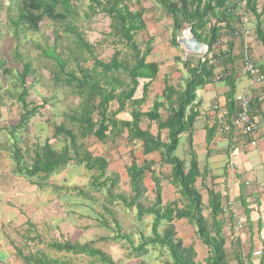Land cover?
<instances>
[{
  "label": "trees",
  "instance_id": "1",
  "mask_svg": "<svg viewBox=\"0 0 264 264\" xmlns=\"http://www.w3.org/2000/svg\"><path fill=\"white\" fill-rule=\"evenodd\" d=\"M12 1L8 8H2L6 11L4 20L9 25L8 31L14 33L17 41L14 58L18 62L15 71L7 61L3 67L4 74L14 79L16 90L20 89L16 97L22 111L16 123L0 125V135L11 141L13 172L41 189L64 191L65 188L62 196L74 198L72 201L61 199L69 203V214L95 219L102 230L94 238L53 240L47 246L57 253L84 256L88 259L86 264H123L125 259L120 260L112 252L98 247V242L119 243L128 259H140L160 251L164 264H230L224 232L227 215L232 218L224 210L230 201L215 185L208 186L210 174L201 168L193 146V133L200 115L199 102L196 103L198 90L211 82L226 83L229 90L225 106L229 117L236 113L238 79L232 69L238 55L234 54L233 46L238 38L244 40L245 37L239 16L240 0H153L172 19L171 46L180 47L176 29L191 26L197 39L209 46L206 56L213 53L215 63L202 62L192 54H187L185 59V55H176L174 59L177 64L183 63L186 75L177 84L166 76L164 89L156 93L150 106L147 104L161 63L154 51L155 35L148 30L146 7L132 8L133 0ZM247 9L249 21L255 24L248 30H254L262 43L263 57L257 64L264 75V3L260 6L259 0H247ZM81 10L86 19L83 23L79 20ZM98 15L110 19V31L104 35L103 42L94 43L88 40L84 26L92 25ZM51 23L54 24L53 43L32 42V46L41 51L38 56L28 52L22 55L20 34L41 31ZM223 23L233 32L239 30V35L216 45L223 34ZM140 33H145L143 40L138 38ZM105 44L114 50L109 60L99 58L96 53L97 45ZM45 68L50 70L52 87L71 89L77 98L75 108L62 112L60 123L51 112H42L46 111L50 97L42 103L27 99L31 88L29 78L37 80ZM220 70L224 76L214 79ZM141 80L144 81L142 92L137 96ZM123 112H129L131 118H120ZM41 114H46L47 121L53 123V134L44 142L30 146L18 131H27L33 119ZM144 119L150 122L146 127ZM213 121L212 126H206L209 142L220 130L218 113ZM152 124L156 125V133L151 130ZM183 135L188 137V158L175 153ZM123 136L132 147L128 151L131 161L125 164L129 191L121 189V174L110 170L108 158L96 154L88 144L91 137L102 143H116ZM137 144L145 157L142 162L137 158ZM155 153L160 157V165L170 168L169 173L157 170L156 160L147 158ZM71 164L84 167L90 173V181L82 187L53 185L52 178ZM147 174H151L154 182L153 195L145 183ZM163 180L175 188L174 199L165 200ZM203 188L207 191L206 200ZM116 206L126 215H133L130 230L117 218ZM182 220L194 227L197 239L207 246L209 255L203 262L197 260L195 242L186 244L180 237L177 222ZM138 236L139 242L135 244ZM240 243L235 260L237 264H247ZM18 255L26 264H75L43 250L28 255L18 251ZM137 264L146 262L138 260Z\"/></svg>",
  "mask_w": 264,
  "mask_h": 264
},
{
  "label": "rangeland",
  "instance_id": "2",
  "mask_svg": "<svg viewBox=\"0 0 264 264\" xmlns=\"http://www.w3.org/2000/svg\"><path fill=\"white\" fill-rule=\"evenodd\" d=\"M8 0H0V92L2 93V101L3 106L0 107V125H10L17 122L19 119L20 113L22 109L20 108V104L17 101V94L20 89L16 90V87L14 86V79L10 78V74H4V61L8 62V66L15 71L17 60L14 58L15 51L14 46L17 44L16 39L14 38V33L12 31H8L9 25L4 20L5 17V8L2 7H9V4H12ZM261 6L264 3V0L260 1ZM78 6V4H76ZM146 7L147 13H146V20L148 22V30L149 32L155 35V43L158 46L156 48V52H158V59L159 62L161 61V58L163 57V60L161 63V67L164 69L166 64L170 63L171 61H174V58L176 55H185V49L181 47L176 46H169V42L171 40L172 31H173V23L172 19L167 16L165 11L159 9L158 5L153 0H133L132 8H140V7ZM86 6H84L85 10ZM84 10L80 11V23L86 22V19L83 18L84 16ZM12 14H15L13 12ZM248 17V16H247ZM3 20V21H1ZM256 21V20H255ZM54 24L51 23L47 26H45L41 31L35 32V31H25L20 34L21 38V44H20V52L22 55H25L27 52L31 53L33 56H38V54L41 52L40 50L34 48L32 46V42L36 44H44L47 42V40L50 43H53L54 35H53V26ZM110 19L107 17H104L103 15H98L95 17V20L92 22V25L88 26L85 25L84 28L86 30L87 38L90 42L94 43H101L103 42L104 35L110 31ZM251 34L249 37H252L253 42H257L258 39L256 37L255 31L250 30ZM140 40H143L145 38V33H140L138 36ZM106 45V44H105ZM260 45L261 42H260ZM169 47V48H167ZM167 48V49H166ZM166 49V50H165ZM184 53H183V51ZM96 53L99 55V58L104 60H109L110 57L113 55L114 50L112 46H99L97 45ZM187 55V53H186ZM184 56V59L186 57ZM196 58H198V55L192 54ZM183 66V63H181ZM42 65H44L42 63ZM181 66V67H182ZM45 71L38 76L37 80H34L33 78H29V86L30 88V94L28 95L27 99L30 102L33 103H42L45 98H49L50 100L47 105V109L45 111L42 110V112H51L54 115V119L60 123L63 120L62 112L69 110L70 108H75L77 103L76 96L73 95V92L71 89L68 88H60V87H52L51 79H50V70L44 69ZM183 70V69H182ZM185 71V69H184ZM160 76H164V72L162 71ZM169 79L173 80L172 75H168ZM183 76V74H182ZM181 76V78H182ZM178 81V78L177 80ZM180 81V80H179ZM142 80L141 85L137 91V96L141 94L142 92ZM44 84V86H43ZM165 82L163 78L156 79V84L153 86L154 92H159L164 86ZM33 87V88H32ZM153 92V91H152ZM151 92V93H152ZM153 93V94H155ZM6 103V105H4ZM116 106V105H115ZM114 106V107H115ZM147 108V107H145ZM120 118H130L129 112H123L119 115ZM47 116H43L41 114L37 115L32 123L30 124V127L27 131L20 130L18 131V134L20 133L23 138H26L29 145L32 146L36 142H44L46 138L51 136L53 134V123L47 121ZM149 122L148 119H144L143 126L146 127L147 123ZM150 123V122H149ZM151 130L156 133L157 129L155 125L151 126ZM182 143L179 144L178 149L175 151L176 155L179 157H184V149H185V142L186 137H182ZM10 143L11 141H7L3 134L0 135V191L3 193L1 199L2 204H6V206L16 207L18 203L20 202L19 199H17L21 195V190L23 186L30 189L33 187V184H30L28 181H26L25 178L15 175L12 169V158L10 156ZM89 147L96 153V154H102L106 156L110 162V170H115L121 174V189L122 190H128V176L125 170V164L130 163L131 159L128 156V151L132 148L131 146H128L126 144L125 137H120L117 139L116 143H113L112 141H109L107 143H102L97 140L96 137H91L88 141ZM24 148L25 145H24ZM136 153L137 158L140 162L144 160V156L142 151L140 150V145L137 144L136 147ZM147 158L151 159L154 158L156 162L160 161V157L158 154H153L148 156ZM157 170L164 173H169V167L166 165H160V163L156 166ZM90 181V173L81 166L76 165H68L65 167V169H62L59 173H57L51 180V183L53 185H57L60 187H73L78 186L82 187L85 184H87ZM146 186L149 189V193L153 195V189H154V182L152 180L151 174H147L145 178ZM163 186H164V197L165 200L174 199L177 194L175 192V188L167 181L163 180ZM213 186V185H212ZM46 190H48V193H44V196L46 198L50 199H56L61 202L60 207L57 208L54 204V207L51 205L46 210L39 209V212L42 211L45 215L49 217V219L43 220L40 224L37 225H28L27 229L25 226L21 228L22 232H25L28 230V236L31 237L30 240L23 239L22 244V250L28 255L32 253H36L38 250H43L46 253L50 254L51 256L57 257L59 256L62 259H69L75 264H86L88 259L86 257L82 256H74L70 254H64V253H57L54 250L50 249L47 244L48 242H51L53 240L63 241L66 239H70L72 241L75 240H85L87 238H94L96 234L100 231L97 227V221L95 219H88V218H80L77 215L69 214V203H65L61 201V199H67L68 201L74 200L73 196L70 197L68 195H63L64 191L59 190H52V188L45 187ZM45 190V189H44ZM12 191L15 194H8ZM59 191V192H58ZM39 193H42L41 190L38 191ZM54 192V193H53ZM60 193L61 195L57 196L56 194ZM8 194V195H7ZM97 197L101 198L99 193H95ZM203 194L205 197V200L207 199V191L203 188ZM42 195V197H44ZM59 198V199H58ZM61 198V199H60ZM28 202L25 203V206L28 207ZM42 208V207H40ZM28 211H30L27 208ZM100 210V209H99ZM115 210L117 211V218L122 223L123 227L127 230H130L133 226V215L129 216L126 215L125 211H123L120 207L116 206ZM52 211V212H51ZM31 212V211H30ZM134 212V211H133ZM64 219L66 220L64 223H59L57 220L59 217L54 218L56 216H59V214H64ZM34 214V213H32ZM36 218L39 217L38 214H35ZM2 220V217H0V221ZM148 222H151V218H148ZM3 226L5 224L10 225V229L16 227V225L13 223V221L9 222L7 218H3L2 221ZM60 225H59V224ZM55 225V226H53ZM56 225L58 227H56ZM177 229L179 232L180 237H182L186 244H189L191 242H195L196 248L198 251V261L203 262L204 259L209 255V250L207 246L199 239H197L195 235V229L194 227L187 221L182 220L177 222ZM30 230V231H29ZM147 233H149L147 231ZM15 235V233H13ZM3 239V238H1ZM4 240V239H3ZM5 242V240H4ZM139 242V236L135 237V244H138ZM27 243V244H26ZM98 247L100 246L103 248L106 252H112L116 255V258L125 259L123 264H137L138 260L141 262H146V264H164V258L160 255V251L151 252L148 255H145L141 257L140 259H128L124 252L119 248V243L114 242H98L96 244ZM5 248L6 244L4 245ZM30 252V253H29ZM12 264L15 261L14 257H11ZM13 261V262H12ZM15 263V262H14ZM26 264V263H25Z\"/></svg>",
  "mask_w": 264,
  "mask_h": 264
},
{
  "label": "crops",
  "instance_id": "3",
  "mask_svg": "<svg viewBox=\"0 0 264 264\" xmlns=\"http://www.w3.org/2000/svg\"><path fill=\"white\" fill-rule=\"evenodd\" d=\"M260 1L261 0H259V2ZM248 18L250 19L251 17L248 15ZM249 19L247 28H254L255 24H253L251 20L249 21ZM249 35H245L244 40L238 38L234 43V54L238 55V57L232 71L234 77L238 79L237 94L243 90H250L255 95L252 112L255 120L260 125V131L255 135L244 137L240 134L226 135L219 130L214 135L211 142L207 141L208 131L206 126H212L217 113L219 118L221 114L220 111H214L211 105L218 103L220 110H228L225 106L227 104L226 92L229 90L226 83L211 82L204 88L198 90L196 103L199 102L198 110L200 111V115L198 116V121L193 133V146L198 154L201 168H205L206 172L210 174L208 186L215 185V188L219 189L224 196H227V200L234 205L236 212V218H229L227 215V222L224 229L226 249L229 254L230 264H237L235 254L239 251L240 242L243 251L250 254L247 264H264V100H259L257 98V96L259 97V93L264 91V85L251 86L249 75L245 72L243 64V50L245 46L249 47L250 51L259 62L263 57V47L260 45L259 40L253 42L252 37H249ZM169 46L171 47L170 42ZM156 48H158V46L155 44L154 51L158 53L156 52ZM162 60L163 57L160 62H162ZM181 66V62L177 64L176 61H171L166 64L165 68L168 69L163 70L161 67L157 79H165L166 76L172 75V82L174 84L179 83L186 75L183 66ZM162 71L164 72V76H160ZM177 78L178 81H176ZM155 84L156 80L153 86H155ZM153 86V92L150 94L148 106L152 104V100L155 98L156 93H160L161 90L164 89V86H162L161 90L155 93ZM138 96H141V94ZM149 124L148 122L147 125ZM152 125L154 126V124ZM183 136L186 137L183 158H188V137L187 135ZM180 143H182V140ZM157 163H160V161ZM20 190L21 195L17 198L20 202L16 207L6 206L7 203L2 204V195H0V217H2L0 221V264H10L12 260L11 257L15 258V263L12 261V264H25L22 258L19 257L18 251H23V239L25 242L31 239V237L28 236V230L26 231L27 227H29L28 225L33 224L37 227L43 220L49 219L42 211L39 212V209L46 210L51 207V205L54 207V204H57L56 207L59 208L61 204L59 200L46 198L44 193H48V190H46V188L41 189L35 184H33V187L30 189L23 186ZM39 190H41L42 193H39ZM0 193L3 194L1 191ZM8 194L13 195L15 193L10 191ZM42 195L44 197H42ZM56 195L59 196L61 194L58 193ZM27 202L30 204L28 207L25 206ZM27 208L31 212L28 211ZM35 214H38L39 217L36 218V216H34ZM64 215L65 213L59 214V216L54 218L59 217L57 221L61 224L66 221ZM3 218H7L9 222L13 221L16 227L12 230L10 229L11 224H5V226L2 227ZM238 220L243 223L242 229L236 227ZM23 226L26 228L25 232L21 231ZM58 226L56 225V227ZM13 233H15V235H13ZM1 238H3L5 242ZM5 244L7 248L4 247ZM255 250H262L263 253L258 256L252 255V252Z\"/></svg>",
  "mask_w": 264,
  "mask_h": 264
},
{
  "label": "built area",
  "instance_id": "4",
  "mask_svg": "<svg viewBox=\"0 0 264 264\" xmlns=\"http://www.w3.org/2000/svg\"><path fill=\"white\" fill-rule=\"evenodd\" d=\"M239 16H241V20L243 22L242 29L245 31V35L248 36L250 31L247 28L248 22V15L250 14L249 10L247 9V0H240L239 3ZM223 34L222 37L218 40L216 45H220L223 41L227 42L231 37L238 36L239 30L231 31L228 29L227 24L223 23ZM205 48L209 51V46L206 43H203ZM207 51V52H208ZM244 69L245 72L249 75V82L251 86H261L264 85V75L262 74L260 67L257 64V60L254 54L251 53L248 46H245L244 50ZM198 57L201 59L202 62L208 61L210 64L215 63V58L213 57V53H210L208 56L206 54H200ZM224 76V72L222 70L215 73L214 79L218 80ZM259 100H264V91L259 93ZM255 99L254 93L250 90L248 91H241L236 95L235 102H236V113L229 117V112L226 109L220 110V106L218 103H214L211 105V108L214 111H220V132L226 135H242L244 137L252 136L257 134L260 131V125L255 120L253 116V101ZM224 210L231 214L232 217L236 218V212L234 209V205L232 203L225 205ZM238 229H242L243 223L242 221H237ZM262 250H255L252 252V255L258 256L262 254ZM250 254L248 252L244 253V257L248 260Z\"/></svg>",
  "mask_w": 264,
  "mask_h": 264
},
{
  "label": "water",
  "instance_id": "5",
  "mask_svg": "<svg viewBox=\"0 0 264 264\" xmlns=\"http://www.w3.org/2000/svg\"><path fill=\"white\" fill-rule=\"evenodd\" d=\"M178 43L185 49L187 54H206L208 49L205 48L203 42L199 41L192 33L191 26L178 28L175 32Z\"/></svg>",
  "mask_w": 264,
  "mask_h": 264
}]
</instances>
